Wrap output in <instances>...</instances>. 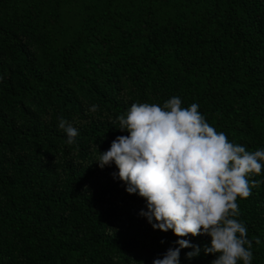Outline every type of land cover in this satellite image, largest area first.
<instances>
[{
  "label": "trees",
  "instance_id": "1",
  "mask_svg": "<svg viewBox=\"0 0 264 264\" xmlns=\"http://www.w3.org/2000/svg\"><path fill=\"white\" fill-rule=\"evenodd\" d=\"M173 96L264 149V0H0V264H152L177 247L95 162L128 135L116 118L132 103ZM249 179L237 219L264 264V171ZM186 239L201 251L180 264L216 258L210 237Z\"/></svg>",
  "mask_w": 264,
  "mask_h": 264
},
{
  "label": "clouds",
  "instance_id": "2",
  "mask_svg": "<svg viewBox=\"0 0 264 264\" xmlns=\"http://www.w3.org/2000/svg\"><path fill=\"white\" fill-rule=\"evenodd\" d=\"M199 105L182 107L178 96L163 103H132L119 115V135L107 151L98 152L100 168L114 164V176L126 184L128 194L146 202L140 212L154 230L172 231L178 239L163 258L152 264H180V251L191 248L188 259L198 256L201 246L186 237L206 235L205 254L215 255L210 264H251L252 242L247 228L237 219V199H246L261 181L251 175L264 171V149L249 151L217 132L200 113ZM97 105L90 112L95 113ZM58 127L75 143L78 130L64 118ZM163 242V241H162ZM259 243V240H256Z\"/></svg>",
  "mask_w": 264,
  "mask_h": 264
}]
</instances>
